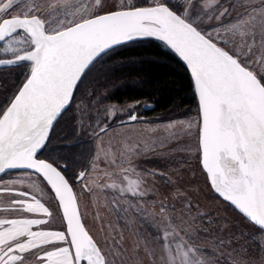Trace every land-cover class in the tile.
I'll use <instances>...</instances> for the list:
<instances>
[{"label":"snow or ice","instance_id":"snow-or-ice-1","mask_svg":"<svg viewBox=\"0 0 264 264\" xmlns=\"http://www.w3.org/2000/svg\"><path fill=\"white\" fill-rule=\"evenodd\" d=\"M55 2L53 7V0H0V69H19L24 77L0 102V194L9 198L0 209V264H114L116 253L105 251L87 228L79 195L93 194L86 181L99 170L98 161L119 166L111 145L103 156L96 152L80 160L40 157L98 62L146 39L161 42L189 71L196 114L175 139H194L208 187L254 229L249 239L264 262V0H239L235 17L219 0ZM138 119L130 108L127 120ZM109 131L107 122L93 129L97 140ZM120 143L130 166L122 168L121 184L101 187L143 198L145 177L132 165L143 152ZM9 173L15 178L5 182ZM148 175L167 178L164 172ZM24 176L39 179L47 200L14 186L23 185ZM161 214L159 253L149 255H158L160 264H219L212 259L215 252L196 245L192 221L174 225L163 204Z\"/></svg>","mask_w":264,"mask_h":264},{"label":"rangeland","instance_id":"rangeland-1","mask_svg":"<svg viewBox=\"0 0 264 264\" xmlns=\"http://www.w3.org/2000/svg\"><path fill=\"white\" fill-rule=\"evenodd\" d=\"M219 2L223 8H232L233 17L237 15L238 9L233 8V4L238 5L239 0ZM55 6L56 2L53 0V7ZM16 72L17 75H14L18 79L13 75V79L4 77L6 82L0 87V102H5L4 97H9L14 86L23 80L19 69ZM9 73L11 75L13 71ZM88 97L78 95L71 111L77 140L69 143L65 138L63 143L80 146L88 141L89 158L96 152L103 156L102 149L111 145L109 152L116 156L119 166H106L100 160L99 170L89 174L86 183L92 185L93 194H79L86 226L104 246L105 251L116 253L114 264H160L158 255L153 257L148 253H159L160 242L156 225L163 226L162 204L165 214L172 218L174 225L192 221L189 230L197 237L196 245L209 250V254L215 252L212 259H218L219 264H231L232 260H240L241 264H264L255 255L257 244L249 239L254 229L246 227L236 212L216 197L208 187L205 174L195 156L194 139L190 135H181L179 139H175L182 124L195 118V108L175 116L146 118L143 112L149 105L145 102L118 105L99 98L90 101ZM130 108L137 113L138 121L127 120ZM111 109H119L121 114L113 116L110 111H106ZM105 122L110 131L97 140L93 129ZM170 124L173 126L170 127ZM121 141H127L137 151L143 152L132 160L139 175L145 177L143 189L146 195L143 198L121 196L117 190L101 187L113 182L121 184L119 174L122 168L130 166L119 151ZM162 141L166 142L163 147L160 146ZM189 146L191 152L182 150ZM154 171L166 173L167 178L148 175ZM105 172L114 175L106 177ZM10 177L15 178L13 173H9L5 182ZM23 179V185L14 186L25 188L37 199H42V202L47 200V194L41 190L42 186L37 177L24 176ZM75 190L79 193V188ZM8 202L7 194H0V209L7 207ZM242 232L245 235L242 236Z\"/></svg>","mask_w":264,"mask_h":264},{"label":"trees","instance_id":"trees-1","mask_svg":"<svg viewBox=\"0 0 264 264\" xmlns=\"http://www.w3.org/2000/svg\"><path fill=\"white\" fill-rule=\"evenodd\" d=\"M0 77L4 80L5 76ZM79 95L89 96L90 101L99 98L118 105L145 102L151 107L145 112L146 117L175 116L197 106L191 77L183 62L163 44L152 39L119 47L102 58ZM71 113L68 112L54 129L51 143L41 159L89 158L88 141L80 146L63 143L65 138L69 143L77 140ZM84 166L81 164L77 170Z\"/></svg>","mask_w":264,"mask_h":264},{"label":"flooded vegetation","instance_id":"flooded-vegetation-1","mask_svg":"<svg viewBox=\"0 0 264 264\" xmlns=\"http://www.w3.org/2000/svg\"><path fill=\"white\" fill-rule=\"evenodd\" d=\"M18 70V69H17ZM9 71H13L12 69H9V68H3V69H0V76H5L6 77V79L9 77H12L11 75H10V73H9ZM15 73V75H17V72H16V70H15V72L13 71V74ZM6 74H8V75H6ZM6 79H5V81H6ZM11 79H13V78H11ZM5 81L0 77V87L5 83ZM1 100V99H0ZM2 102H4V101H2ZM151 109V107L150 106H148V108H146L145 110H144V114H145V112L146 111H148V110H150ZM143 114V116L144 117H146L145 115ZM142 116V117H143ZM146 118H149V117H146Z\"/></svg>","mask_w":264,"mask_h":264},{"label":"water","instance_id":"water-1","mask_svg":"<svg viewBox=\"0 0 264 264\" xmlns=\"http://www.w3.org/2000/svg\"><path fill=\"white\" fill-rule=\"evenodd\" d=\"M152 40H154V39H152ZM156 41V40H155ZM157 42H159V41H157ZM161 43V42H160ZM162 44V43H161ZM117 49V48H116ZM115 50V49H114ZM180 59V58H179ZM181 60V59H180ZM182 61V60H181ZM183 62V61H182ZM183 64H184V62H183ZM185 65V64H184ZM222 200V199H221ZM223 201V200H222Z\"/></svg>","mask_w":264,"mask_h":264}]
</instances>
